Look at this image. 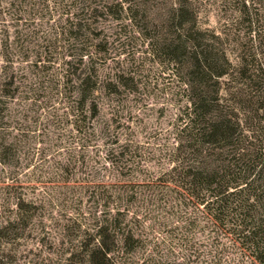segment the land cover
<instances>
[{"label":"rangeland","instance_id":"1","mask_svg":"<svg viewBox=\"0 0 264 264\" xmlns=\"http://www.w3.org/2000/svg\"><path fill=\"white\" fill-rule=\"evenodd\" d=\"M60 1H1L0 216L12 217L20 201L33 205L18 262L93 264L87 245L115 216L141 243L119 241L115 264H216L204 215L190 218L193 200L172 170L188 91L179 66L152 51L157 26L141 28L125 12L95 16L108 0H89L99 11L75 9L91 29L76 33L62 15L71 5ZM230 6L205 0L202 25L220 26ZM88 74L97 84L83 105ZM233 251L217 264H258Z\"/></svg>","mask_w":264,"mask_h":264},{"label":"trees","instance_id":"2","mask_svg":"<svg viewBox=\"0 0 264 264\" xmlns=\"http://www.w3.org/2000/svg\"><path fill=\"white\" fill-rule=\"evenodd\" d=\"M230 1L228 19L213 28L201 23L205 0H175L167 9L155 8V0H108L103 11L89 0H67L71 6L62 15L76 33L91 31L76 19L79 8L115 18L125 12L134 24L157 26L152 51L179 66L188 91L171 160L176 183L195 206L190 218L200 223L204 215L214 263L223 258L220 252L234 249L232 255L264 264V0ZM6 3L16 6L17 0ZM88 75L79 89L83 105L96 90ZM18 205L12 217L0 216V264H20L16 243L28 235L33 205ZM94 240L86 248L93 264H115L119 241L132 250L141 244L115 216L99 225Z\"/></svg>","mask_w":264,"mask_h":264}]
</instances>
